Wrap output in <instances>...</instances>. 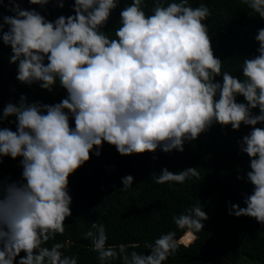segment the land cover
Segmentation results:
<instances>
[{
	"label": "clouds",
	"instance_id": "1",
	"mask_svg": "<svg viewBox=\"0 0 264 264\" xmlns=\"http://www.w3.org/2000/svg\"><path fill=\"white\" fill-rule=\"evenodd\" d=\"M22 2L0 0V8L14 13H0V40L11 48L16 79L49 93L59 84L67 96L47 104L21 95L2 108L0 125L15 117L9 123L16 130L0 127V164L4 157L22 158V173L18 180L0 177V264H78L76 256L65 254L74 241L56 242L72 216L69 178L91 153L99 157L105 142L122 156L183 153L186 142L216 124L234 131L251 126L238 141L250 170L237 178L252 191L242 194L244 207L229 201L228 214L264 225V127L257 126L264 124V28L254 37L258 55L240 65L241 78L222 71L224 61L215 55L205 23L212 15L206 3L154 0L147 14L144 0H132L120 10V27L110 38L103 29L121 0H55L61 9L71 3L73 14L54 20L22 8ZM27 2L45 9L54 0ZM242 2L264 18V0ZM199 176L195 167L179 172L165 167L151 178L164 185ZM134 179L122 177L119 191L132 188ZM207 219L199 203L189 207L172 217L184 234L163 233L143 245L147 252L136 251L137 243L109 244L98 222L83 238L99 264H165L181 245L197 239Z\"/></svg>",
	"mask_w": 264,
	"mask_h": 264
},
{
	"label": "trees",
	"instance_id": "2",
	"mask_svg": "<svg viewBox=\"0 0 264 264\" xmlns=\"http://www.w3.org/2000/svg\"><path fill=\"white\" fill-rule=\"evenodd\" d=\"M131 2L121 0L112 13L103 29L110 38H115V29L120 27V10ZM189 2L193 7L207 4L212 15L205 23L215 55L224 61L222 71L242 78L240 65L243 59L258 55L254 37L258 29L264 28V18L242 0ZM144 3L145 12L151 14L154 0H144ZM21 6L24 9L35 8L49 20L73 14L71 3H66L61 9L55 0L45 9L31 5L27 0H23ZM0 13L14 15L6 6L0 8ZM10 54V46L0 40V114L8 102H18L21 95H26L29 103L55 104L66 98L67 92L59 84L49 93L38 84L27 86L20 83L16 79L17 66L9 62ZM217 80L222 81V77H217ZM238 102H244V98L238 97ZM254 111L258 112V109ZM14 120L15 117H9L0 127L15 131L16 125L9 123ZM71 124L75 126L74 120ZM257 126L264 127V124ZM250 130L251 126L242 125L239 131H234L230 126L224 128L216 124L197 140L186 142L183 153L158 150L155 154L122 156L114 146L105 142L101 155L97 157L91 153L90 161L69 178L72 216L65 221V233L57 235L56 242L72 239L74 243L65 251L66 255L76 256L78 264H99L97 254L90 250V240L83 238V233L93 230L92 222H98L105 226L109 244L137 243L140 247L136 251L147 252L143 245L153 242L163 233L176 231L177 238L182 236L183 231L176 228L172 217L199 203L208 214V219L203 222L204 229L196 234L197 239L188 247L181 245L165 264H213L220 256L234 263L246 260L264 264V225L250 217L236 218L228 214L229 201L244 207L242 194L252 191L251 184L237 178L250 170L249 158L240 152L238 145ZM154 155L158 159H153ZM20 159L4 157L0 164V177L20 179ZM165 167L172 172L195 167L200 176L183 184L153 183L152 175L159 174ZM126 175L135 178L134 184L127 192H121V178ZM52 243L49 241L46 246L50 247ZM112 264H121V261L116 260Z\"/></svg>",
	"mask_w": 264,
	"mask_h": 264
},
{
	"label": "rangeland",
	"instance_id": "3",
	"mask_svg": "<svg viewBox=\"0 0 264 264\" xmlns=\"http://www.w3.org/2000/svg\"><path fill=\"white\" fill-rule=\"evenodd\" d=\"M213 264H258V263L249 262V261H246V260H242V261H240L238 263H234V262L228 261L223 256H220L219 258H217L216 262H214Z\"/></svg>",
	"mask_w": 264,
	"mask_h": 264
}]
</instances>
